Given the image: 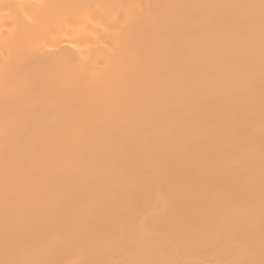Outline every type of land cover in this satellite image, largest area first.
I'll use <instances>...</instances> for the list:
<instances>
[{
  "label": "bare ground",
  "instance_id": "1",
  "mask_svg": "<svg viewBox=\"0 0 264 264\" xmlns=\"http://www.w3.org/2000/svg\"><path fill=\"white\" fill-rule=\"evenodd\" d=\"M0 264H264V0H0Z\"/></svg>",
  "mask_w": 264,
  "mask_h": 264
}]
</instances>
